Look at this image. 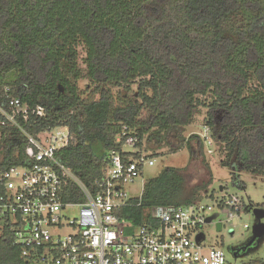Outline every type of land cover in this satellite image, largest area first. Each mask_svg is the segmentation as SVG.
<instances>
[{"label": "trees", "instance_id": "obj_1", "mask_svg": "<svg viewBox=\"0 0 264 264\" xmlns=\"http://www.w3.org/2000/svg\"><path fill=\"white\" fill-rule=\"evenodd\" d=\"M80 80L94 87L86 97ZM5 89L43 109L23 124L27 134L67 131L56 158L91 195L100 191L109 154L121 152L115 137L123 126L136 133L138 147L146 142L149 159L185 149L189 164L208 168L209 142L237 184L243 173L264 178V0H0L6 109ZM203 112L208 136H185ZM24 142L19 130L7 133L0 146L5 167ZM188 170L163 168L119 217L134 227L154 225L158 209L215 201L213 177L192 184ZM62 197L85 200L70 179ZM0 264H29L8 231L0 238Z\"/></svg>", "mask_w": 264, "mask_h": 264}, {"label": "built area", "instance_id": "obj_2", "mask_svg": "<svg viewBox=\"0 0 264 264\" xmlns=\"http://www.w3.org/2000/svg\"><path fill=\"white\" fill-rule=\"evenodd\" d=\"M4 91L8 101L6 109L0 107V146L14 129L24 135L25 142L10 166H4L7 160L0 150V238L5 231L12 234L23 260L29 264H236L219 246L204 244L202 230L217 223L222 230L224 224L239 219V197H218L211 205L161 208L154 212V225L134 227L118 215L131 199L124 187L155 162L138 147L136 133L122 127L115 137L121 152L109 154L98 183L100 191L91 195L56 158L69 136L58 141L50 129L37 136L27 134L23 124L31 117H42L43 109ZM68 179L80 186L83 203L63 201ZM71 209H77L73 217L66 214ZM243 229L248 226L244 224Z\"/></svg>", "mask_w": 264, "mask_h": 264}, {"label": "rangeland", "instance_id": "obj_3", "mask_svg": "<svg viewBox=\"0 0 264 264\" xmlns=\"http://www.w3.org/2000/svg\"><path fill=\"white\" fill-rule=\"evenodd\" d=\"M84 57L83 49H79V62ZM78 89L82 92V97L88 96L93 90V86L86 80H80L77 83ZM135 89V87H133ZM113 92H117L113 90ZM202 115L196 118V122L190 125L185 130V136L192 132H197L206 137L208 130L203 127ZM52 134L58 138L65 140L68 138V133L64 129H55ZM154 140L150 145L153 147ZM146 145V142H142V149ZM96 149L100 148L98 143L94 144ZM159 152L165 153L166 149L163 148ZM145 155H150V151L142 152ZM218 153L212 143L207 142L205 147V163L208 164V168L204 167V164L188 163V153L185 149L179 151L177 154L162 155L155 158L154 165L152 167L145 168L143 174L136 179L132 184H128L124 187V192L128 198H139L145 182L157 176L159 172L165 167H185L188 166L189 175L191 177L192 184H198L206 182L208 178L213 177V183L209 186L208 190L214 191L215 197H222L227 195H234L240 198L242 213L239 219L233 220L223 225V229L220 232H216L213 225H205L203 227L204 244L207 246H219L225 252L226 258L232 263L236 264H252L256 261H264V236L256 238L251 242L254 236V226L258 223V220L253 215L254 209H259L264 212V178L259 176H253L251 174L243 173L240 175V184H237L232 180L229 171L225 168H221L218 162ZM211 175V176H210ZM211 177V178H212ZM242 183V184H241ZM212 199L206 200L205 204H213ZM77 209H71L66 211V214L70 217L75 216ZM264 224V217L261 219ZM246 224L248 229H243V225ZM232 230L233 234L230 235L229 231ZM123 232V231H122ZM237 252V257H234V253Z\"/></svg>", "mask_w": 264, "mask_h": 264}, {"label": "water", "instance_id": "obj_4", "mask_svg": "<svg viewBox=\"0 0 264 264\" xmlns=\"http://www.w3.org/2000/svg\"><path fill=\"white\" fill-rule=\"evenodd\" d=\"M253 215L258 220V223L253 228L254 236H253L251 242H253L256 238H260V237L264 236V224L261 222V219L264 217V212L262 210H259V209H254ZM215 229H216V232H220L221 231V224L217 223ZM229 234L232 235L233 231L230 230ZM198 240L199 241L201 240V236H199ZM234 257H237V252L234 253Z\"/></svg>", "mask_w": 264, "mask_h": 264}]
</instances>
